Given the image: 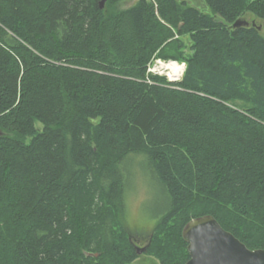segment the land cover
Segmentation results:
<instances>
[{"label": "trees", "instance_id": "obj_1", "mask_svg": "<svg viewBox=\"0 0 264 264\" xmlns=\"http://www.w3.org/2000/svg\"><path fill=\"white\" fill-rule=\"evenodd\" d=\"M122 1L0 0V264H132L134 159L161 191L140 225L160 264L187 262L205 215L264 248V36L233 27L264 0Z\"/></svg>", "mask_w": 264, "mask_h": 264}, {"label": "water", "instance_id": "obj_2", "mask_svg": "<svg viewBox=\"0 0 264 264\" xmlns=\"http://www.w3.org/2000/svg\"><path fill=\"white\" fill-rule=\"evenodd\" d=\"M106 1L101 0V8H104ZM193 5L209 11L205 0H193ZM251 25L260 30V26L245 18H239L233 23V27ZM182 235L189 252V259L185 264H264V248L250 249L233 233L223 228L212 215L192 219L184 227ZM143 250L139 249L138 253Z\"/></svg>", "mask_w": 264, "mask_h": 264}, {"label": "rangeland", "instance_id": "obj_3", "mask_svg": "<svg viewBox=\"0 0 264 264\" xmlns=\"http://www.w3.org/2000/svg\"><path fill=\"white\" fill-rule=\"evenodd\" d=\"M137 1L138 0H124L119 3V7L128 8L134 5ZM188 4L191 5V3ZM199 4H201V2H199ZM242 18H245L250 23L255 22L257 26H260L259 31L264 36V19L257 18L251 12L246 13L244 16H242ZM182 39L185 44H187L188 48L191 44L190 38L188 36H183ZM165 60L168 61L169 59ZM178 62L181 63V61ZM164 68L170 71V68L166 66H164ZM165 69H158V72H161L160 74H163L162 76H165L169 79L167 75L168 72ZM181 70L182 67L178 71ZM174 73L175 71H173V74ZM145 168V162L136 159L126 164V212L130 223L134 225H147L148 227L152 228L156 221L155 214L159 212V210L163 207V204L158 201L161 191H158V189L155 187L153 182L154 179L147 173ZM147 244L148 243L140 246L142 248L141 250H143V248L144 250L139 253L138 258L132 264H160L157 257L152 254H146L145 250Z\"/></svg>", "mask_w": 264, "mask_h": 264}, {"label": "built area", "instance_id": "obj_4", "mask_svg": "<svg viewBox=\"0 0 264 264\" xmlns=\"http://www.w3.org/2000/svg\"><path fill=\"white\" fill-rule=\"evenodd\" d=\"M172 63H175L176 66L178 67V69H180L182 67L181 71H178L177 74L176 73L173 74L174 77L171 76V73H170L171 71L166 70L164 68V66H168V65H170ZM158 69H161V70L165 69L168 72L167 75H168L170 81L175 82V81H179L181 79V77L183 75V72H184V69H185V64L184 63H179V62L174 61V60L166 61V60H162V59L158 58V59H155L152 63H150L148 65V72L152 73V74L163 75V74H160L161 72H158Z\"/></svg>", "mask_w": 264, "mask_h": 264}, {"label": "flooded vegetation", "instance_id": "obj_5", "mask_svg": "<svg viewBox=\"0 0 264 264\" xmlns=\"http://www.w3.org/2000/svg\"><path fill=\"white\" fill-rule=\"evenodd\" d=\"M181 1H186L187 3L193 4V0H181ZM137 226H136L137 228L132 229L131 236H132L133 241L136 243V245L141 246V245L148 243L150 235H149V232L140 228L142 226L140 225H137Z\"/></svg>", "mask_w": 264, "mask_h": 264}, {"label": "bare ground", "instance_id": "obj_6", "mask_svg": "<svg viewBox=\"0 0 264 264\" xmlns=\"http://www.w3.org/2000/svg\"><path fill=\"white\" fill-rule=\"evenodd\" d=\"M166 67L170 68V71H171L170 73H171L172 77H174L173 76V71H175V73L177 74V71L179 70V69H177V66H176L175 63H172V64H170V65H168Z\"/></svg>", "mask_w": 264, "mask_h": 264}]
</instances>
